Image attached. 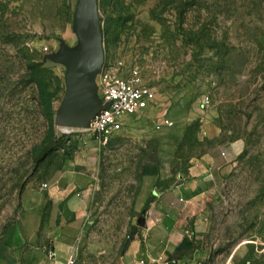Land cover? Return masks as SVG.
Segmentation results:
<instances>
[{
	"label": "rangeland",
	"instance_id": "obj_1",
	"mask_svg": "<svg viewBox=\"0 0 264 264\" xmlns=\"http://www.w3.org/2000/svg\"><path fill=\"white\" fill-rule=\"evenodd\" d=\"M73 2L0 0V238L76 175L80 264H123L134 239L145 244L138 220L150 203L225 142L230 173L201 222L188 220L182 256L164 260L264 264V0H98L105 60L137 67L156 94L155 113L128 118L107 145L57 124L68 67L45 56L62 41L78 48Z\"/></svg>",
	"mask_w": 264,
	"mask_h": 264
},
{
	"label": "crops",
	"instance_id": "obj_2",
	"mask_svg": "<svg viewBox=\"0 0 264 264\" xmlns=\"http://www.w3.org/2000/svg\"><path fill=\"white\" fill-rule=\"evenodd\" d=\"M72 7L75 22V2ZM155 109L151 103L139 115L129 118L152 115ZM166 119L175 124L174 119ZM158 130L165 137V141L170 140L167 128L159 127ZM212 136L210 134L208 137ZM234 146L225 142L213 144L200 156L192 158L187 174L178 175L177 182L150 203L146 210L145 244L134 239L123 255V264H142V260L147 264H164L154 261L164 259L169 253H176L188 232L185 230L188 220L194 221L196 226L201 222V216L210 210L214 195L222 185L224 177L231 171L229 150ZM154 176L144 175V179L152 180ZM167 177L166 175L165 178ZM52 186H56V191L47 193L51 188L49 187L44 193L45 200L36 199L38 204L32 215H28L26 205L19 221L13 223L1 236L0 264L67 263L76 248L77 237L83 233L85 203L77 195L76 175H61ZM147 201L148 197L142 199L143 206ZM48 240L52 247L49 252L46 248ZM58 242L66 246L68 252L58 254ZM177 261V264H182L183 259L177 258Z\"/></svg>",
	"mask_w": 264,
	"mask_h": 264
},
{
	"label": "water",
	"instance_id": "obj_3",
	"mask_svg": "<svg viewBox=\"0 0 264 264\" xmlns=\"http://www.w3.org/2000/svg\"><path fill=\"white\" fill-rule=\"evenodd\" d=\"M79 46L73 49L65 41L61 50L47 54L46 59L68 67L67 93L57 113V124L69 128H86L89 122L109 104L98 94L97 77L105 62L103 33L98 0H79L74 22ZM146 227V213L138 220ZM47 252L51 241L46 242Z\"/></svg>",
	"mask_w": 264,
	"mask_h": 264
},
{
	"label": "built area",
	"instance_id": "obj_4",
	"mask_svg": "<svg viewBox=\"0 0 264 264\" xmlns=\"http://www.w3.org/2000/svg\"><path fill=\"white\" fill-rule=\"evenodd\" d=\"M98 94L108 108L101 110L89 122L86 128H64V133L70 137L77 134L89 136L102 145L109 144L112 139L123 129L126 119L137 116L147 109L156 99L154 90L145 85L143 77L137 67L127 68L125 63L105 60L97 77ZM210 97H205L209 104ZM166 126H173L170 119L164 121ZM47 187V184L44 185ZM164 264H177V259L171 261L160 258L154 261ZM142 264H147L145 260ZM66 264H80L77 248L73 249Z\"/></svg>",
	"mask_w": 264,
	"mask_h": 264
},
{
	"label": "trees",
	"instance_id": "obj_5",
	"mask_svg": "<svg viewBox=\"0 0 264 264\" xmlns=\"http://www.w3.org/2000/svg\"><path fill=\"white\" fill-rule=\"evenodd\" d=\"M66 142H67V141H65V140H60V141H58V145L66 144ZM64 146H65V145H64ZM179 251H180V249L178 248L177 251H176V256H179V257H180V256H182V253L179 252ZM179 257H178V258H179ZM176 259H177V258H176Z\"/></svg>",
	"mask_w": 264,
	"mask_h": 264
}]
</instances>
